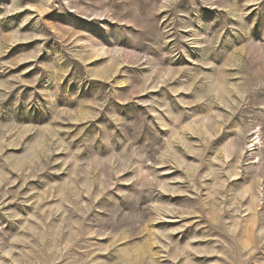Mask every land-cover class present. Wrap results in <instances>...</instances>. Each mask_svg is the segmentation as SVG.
<instances>
[{
  "label": "rangeland",
  "instance_id": "374dc122",
  "mask_svg": "<svg viewBox=\"0 0 264 264\" xmlns=\"http://www.w3.org/2000/svg\"><path fill=\"white\" fill-rule=\"evenodd\" d=\"M0 264H264V0H0Z\"/></svg>",
  "mask_w": 264,
  "mask_h": 264
}]
</instances>
